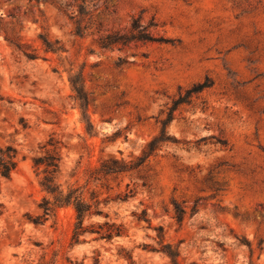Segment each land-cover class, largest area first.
<instances>
[{"label":"rangeland","instance_id":"374dc122","mask_svg":"<svg viewBox=\"0 0 264 264\" xmlns=\"http://www.w3.org/2000/svg\"><path fill=\"white\" fill-rule=\"evenodd\" d=\"M206 75L213 83L175 109L171 140L110 179L113 195L127 184L134 192L105 207L128 235L71 245L70 207L33 221L44 191L30 157L51 134L61 181H82L102 158L138 154L159 132L160 109ZM71 76L85 88L86 114ZM7 143L26 157L0 177V264H92L94 249L102 264H128L120 243L140 263L171 264L154 250L163 242L179 247L181 264H264V0H0ZM143 209L150 223L134 215Z\"/></svg>","mask_w":264,"mask_h":264},{"label":"trees","instance_id":"16d2710c","mask_svg":"<svg viewBox=\"0 0 264 264\" xmlns=\"http://www.w3.org/2000/svg\"><path fill=\"white\" fill-rule=\"evenodd\" d=\"M41 39L46 49H59L54 47L47 37L41 36ZM17 46L22 49L19 44ZM24 52L29 57L33 55L25 50ZM206 79L207 81L194 83L186 89L185 93L182 92V87L179 88L178 96L172 98V103L159 111V132L144 143L138 154L133 155L130 159L116 155L102 158L99 163L88 165L82 181L79 179L72 182L61 181V141L51 134L39 145V150L30 157L41 189L44 191V195L38 204L41 212L35 218H32L33 221L36 224L43 223L50 216L55 215L59 208L70 207L74 212L71 245L88 241L86 239L87 235H91V240L110 243L118 237L128 235L126 224L113 218L105 207H109L112 202L128 200L134 195V192H131L129 184H127L125 191H120L113 195L110 192L112 189L110 179L120 173L129 172L144 165L151 156L156 154V151L160 149L163 143L171 140L168 126L174 117L175 109L182 103L190 102L189 99L193 93H197L213 83L208 75H206ZM70 81L75 91V97L80 101L82 113L86 114L88 99L85 88L74 76L70 77ZM25 157V155L20 154L18 148L12 143L0 144V177L10 178L17 169L19 162ZM184 212V208L175 202V216L178 220H182ZM134 215L138 219H144L150 223L146 209H143L141 213L135 212ZM162 230L163 227L160 226L159 234L157 235L161 242L165 238ZM154 250L162 251L168 255L171 259V264H181L179 260L180 249L173 243L163 242L160 248ZM116 256L117 259L126 260L128 264H145L135 259L133 248L129 249L122 243L117 247ZM70 261L72 264H83V260ZM39 264H56V259L44 258ZM92 264H102L99 249H94Z\"/></svg>","mask_w":264,"mask_h":264}]
</instances>
